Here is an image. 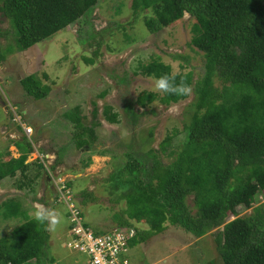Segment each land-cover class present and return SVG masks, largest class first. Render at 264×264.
I'll return each instance as SVG.
<instances>
[{"label": "trees", "instance_id": "obj_1", "mask_svg": "<svg viewBox=\"0 0 264 264\" xmlns=\"http://www.w3.org/2000/svg\"><path fill=\"white\" fill-rule=\"evenodd\" d=\"M96 3L0 0V13L14 33V44L3 47L0 43V62L14 49L26 50L51 37ZM148 9L152 14L144 19V25L151 33L180 19L184 10L190 13L200 29L190 44L203 52V73L193 82L191 70L173 73L160 59L141 65V72L147 76L174 75L177 84L183 80L193 87L194 100L182 145L169 152L174 156L171 161L164 163L150 148L148 165L130 154L111 172L106 191L114 197L112 201L123 203L112 215L114 224L136 229L130 246L160 233L167 223L195 237L223 224L215 238L222 264H264V206L257 205L251 214L243 216H237L236 211L239 205L250 207L257 192L264 191V0H131L133 13ZM4 34L6 31L0 29V38ZM20 83L35 99L50 92V86L34 74L26 75ZM186 97L144 92L134 103L144 106L158 99L171 104ZM129 111L135 115L131 106ZM79 112L75 106L65 113L78 131L75 147H91L94 128L82 124ZM93 112L95 115L97 109ZM103 115L110 123L118 121V114L109 105ZM168 138L159 144L161 153ZM14 144L20 155L0 159V180L25 171L32 145L25 136ZM148 170L150 176L145 178ZM81 192L84 202L93 199L90 192ZM191 194L195 211L186 201ZM3 205L6 217L22 215L25 220L0 237V264H43L50 238L46 223L29 217L14 199ZM229 214L236 217L225 221ZM141 222L147 228H141Z\"/></svg>", "mask_w": 264, "mask_h": 264}, {"label": "rangeland", "instance_id": "obj_2", "mask_svg": "<svg viewBox=\"0 0 264 264\" xmlns=\"http://www.w3.org/2000/svg\"><path fill=\"white\" fill-rule=\"evenodd\" d=\"M151 14L150 9L133 13L131 0H97L75 22L27 50L14 49L0 62V159L6 149L16 157L15 148L7 145L23 136L33 150L27 157L31 167L26 178L30 180H19L25 177L17 172L0 182V237L25 220L22 215H4L3 203L9 199L18 201L29 217L34 216L37 202L58 210L61 223L55 232H49L43 264H81L86 259L65 245L67 203L74 201L93 230L112 228L116 225L112 215L123 205L112 201L114 197L106 191L107 179L115 167L128 160L130 154L148 165L150 148L166 163L174 157L169 152L182 145L194 100L193 87L190 96L171 104L154 99L140 106L134 101L144 92L162 95L153 90V77L141 72V65L153 59L169 64L173 73L191 70L193 82L198 80L204 57L190 40L200 29L190 15L151 33L144 25V19ZM0 29L6 31L0 38L2 46L14 44L12 28L1 13ZM29 74L50 86L47 96L35 99L25 92L20 80ZM215 85L220 82L216 80ZM106 105L118 114L117 122L105 119ZM75 106L79 107L82 124L94 128L91 147H75L78 131L65 117ZM130 106L135 115L129 111ZM13 111L21 113V121L32 127L29 136L12 120ZM166 138L165 152L161 153L159 144ZM35 149L41 155L47 154L52 170L70 183L65 189L63 184L57 187L44 173L39 158H35ZM143 176L149 178L150 171ZM21 181L25 187L18 189ZM82 190L90 192L93 199L86 198L84 202ZM66 193H70L72 201ZM186 201L195 211L192 194ZM257 205L264 206V191L257 192L250 207L237 206V216L251 214ZM234 217L229 214L225 221ZM140 226L147 228L143 222ZM222 227L223 224L195 237L167 223L160 233L131 246L128 258L131 264H222L215 239Z\"/></svg>", "mask_w": 264, "mask_h": 264}, {"label": "built area", "instance_id": "obj_3", "mask_svg": "<svg viewBox=\"0 0 264 264\" xmlns=\"http://www.w3.org/2000/svg\"><path fill=\"white\" fill-rule=\"evenodd\" d=\"M12 115V120L17 122L22 131L29 136L32 127L21 121L22 114L13 111ZM35 154V158H39L44 173L52 180V183L54 182L57 187L63 184L62 189H65L67 187L65 180L61 178L59 172L52 170L53 167L49 164L47 154L41 155L37 151ZM69 194L67 197L72 201ZM67 219L68 230L65 245L85 255L86 259L81 264H131L128 253L131 248L129 241L136 234L134 227L113 226L105 231H95L87 224L83 212L74 201L67 203Z\"/></svg>", "mask_w": 264, "mask_h": 264}, {"label": "clouds", "instance_id": "obj_4", "mask_svg": "<svg viewBox=\"0 0 264 264\" xmlns=\"http://www.w3.org/2000/svg\"><path fill=\"white\" fill-rule=\"evenodd\" d=\"M183 16L187 19L190 16V13L187 10H184ZM152 79L154 82V91L185 96H190L192 94V87L183 80L177 84L174 75L170 76L169 74H164L159 77L154 76ZM172 110L173 109L171 108L169 109V111ZM34 208L36 221L42 225L46 223V231L55 232L58 225L61 223V213L58 210L51 209L38 202L34 204Z\"/></svg>", "mask_w": 264, "mask_h": 264}, {"label": "crops", "instance_id": "obj_5", "mask_svg": "<svg viewBox=\"0 0 264 264\" xmlns=\"http://www.w3.org/2000/svg\"><path fill=\"white\" fill-rule=\"evenodd\" d=\"M26 50H27V49H26ZM9 124H11V123H9ZM16 125L19 126L17 123H16ZM19 127H20V126H19ZM2 128H5V125H4ZM20 128H21V127H20ZM11 133L17 134L16 132H12V131H11ZM16 137H17V139H20V137H18V136H16ZM7 147H13V148H15V150H16V152H17V156L15 157V156H13L11 153H8L9 150L6 149V153L1 157L2 160L5 161V160L9 159V158L12 157V156H13V158H17V157H19V155H20V150H19L18 147L14 144V140H12V141L10 142V145H7ZM32 151H33V150H32ZM36 151H37V150L35 149V150H34V153H35ZM9 152H10V151H9ZM30 152H31V151H30ZM30 152H29V153H30ZM37 152H38V151H37ZM39 152H40V151H39ZM39 152H38V153H39ZM29 153H28V154H29ZM40 153H41V152H40ZM28 154H27V157H28ZM48 154H49V153H48ZM50 154H51V153H50ZM50 154H49V155H50ZM25 164H26L25 171H23V172L17 171V172H19V173L21 174L22 177H23V176L25 177L24 179H19V180H25V179L30 180V179H28L29 177L26 178V176H27L26 173H27V171H28V170L30 169V167H31V165L27 162V158H26V160H25ZM17 172H16V173H17ZM15 175H16V174H15ZM15 175H14V176H15ZM14 176H13V177H14ZM5 179H6V177L3 178V179H1L0 182L4 181ZM25 184H26V183H22V181H21V182H19V183L17 184L16 187H17L18 189H23V188L25 187V186H24ZM66 212H67V210H66ZM115 226H116V225H115ZM95 231H97V230H95ZM100 231H101V230H100Z\"/></svg>", "mask_w": 264, "mask_h": 264}]
</instances>
